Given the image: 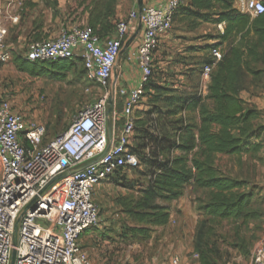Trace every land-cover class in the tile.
<instances>
[{"label": "built area", "instance_id": "2783aa9c", "mask_svg": "<svg viewBox=\"0 0 264 264\" xmlns=\"http://www.w3.org/2000/svg\"><path fill=\"white\" fill-rule=\"evenodd\" d=\"M184 2L140 4L104 37L81 22L63 27L56 37L28 44L20 58L29 63L79 57L83 76L95 86L97 97L77 111L64 132L51 138H46L45 124L27 119L8 98L0 97V264H10L12 252L13 264H94L80 243L84 231L98 222L94 189L138 162L129 147L134 112L157 51ZM232 5L250 17L264 13V0H232ZM134 19L142 25L135 52L141 76L129 88L119 83L117 59ZM5 39L0 21V66L10 61ZM210 56L218 61V48H212ZM212 69V64L202 67L201 97L207 94ZM249 264H264V237L253 248Z\"/></svg>", "mask_w": 264, "mask_h": 264}, {"label": "rangeland", "instance_id": "374dc122", "mask_svg": "<svg viewBox=\"0 0 264 264\" xmlns=\"http://www.w3.org/2000/svg\"><path fill=\"white\" fill-rule=\"evenodd\" d=\"M93 0H70L71 9L83 7L87 12L86 18L79 15L76 23H87L89 19V5ZM133 0H116L120 4V11L125 17ZM175 15L171 28L168 31L165 42H162L155 56V75L151 85L160 87L159 91L150 90L140 100L137 113H143L146 109H152L151 100L157 99L155 105L158 109H173V102L168 100L175 98H187L199 96L200 74L203 65L211 59L209 52L201 54L197 51V38L200 35L207 37L203 32L207 31L208 22H199L197 18L188 12L187 4ZM113 21V18H112ZM223 24V23H220ZM72 25V24H70ZM65 27V26H63ZM210 32L207 31V34ZM173 43L166 46V41ZM243 42L237 38L225 41V53L221 48V55L227 54L232 45H240ZM6 44L8 41L6 40ZM17 53L20 50L16 49ZM26 50V48L24 49ZM257 57L246 56L250 71L244 74L242 86L251 92L264 95V42L258 48ZM10 61L15 74L16 90L9 94L10 102L16 111L22 112L27 119H32L46 125V138L64 132L74 115L85 104L90 103L97 97L95 86L83 76L81 62H70L73 64L70 71L65 74H56L58 78H51L47 73L39 76H30L17 69L12 52ZM64 77H61L63 76ZM44 97L41 99V96ZM20 96L21 99L18 97ZM204 104L208 107L211 102L203 98ZM244 107H252L258 111V118L254 121L257 132L261 133L264 128V106L246 104ZM153 110H156L153 108ZM180 117L195 122L199 118L195 110H180ZM249 146H256V150H248L240 154H219L214 158V166L222 175L243 182L241 192L253 193L254 209L262 213L257 220L243 222L241 220H213L210 221L197 209V205L207 200V192L202 189L184 188L187 200L182 204L183 214L175 215L174 221L168 226L152 228L145 225L144 233L133 234L130 230L136 224L123 212L122 202L129 197L138 196L141 187L145 186L148 176L144 169H133L121 177H114L109 182L102 183L95 187L93 200L99 208L98 222L88 228L80 243L84 249V243L91 248L105 249V252L97 251L103 264H173L172 258L177 257V264H195L191 260V248L188 250L179 247V234L184 231L186 244L191 245L192 227L194 217L196 225L204 222V230L210 232V242L216 245L218 254L223 264H249L253 248L264 237V134H254L248 140ZM135 143V142H134ZM253 149V148H251ZM186 199V198H185ZM157 203L162 204L161 200ZM182 236V235H181ZM115 243V244H113ZM182 243V242H181ZM191 243V244H190ZM184 245V244H183ZM214 245V246H215ZM103 246V247H102ZM124 251L118 257L112 258L107 254V248ZM85 251V249H84ZM89 258L96 264L93 256ZM104 255V256H103ZM103 256V257H102Z\"/></svg>", "mask_w": 264, "mask_h": 264}, {"label": "trees", "instance_id": "16d2710c", "mask_svg": "<svg viewBox=\"0 0 264 264\" xmlns=\"http://www.w3.org/2000/svg\"><path fill=\"white\" fill-rule=\"evenodd\" d=\"M115 1L93 0L89 5L87 24L100 37L113 32ZM185 4L188 12L199 22L224 24L222 33L216 38L220 41L204 46L209 56L210 50L217 48L223 40L232 39L234 42L239 38L243 43L232 45L218 61L210 56L205 64H212L213 69L204 97L168 100V104H175L173 109L164 110L158 109L155 105L158 101L154 99L150 101L151 110L134 112V133L129 147L138 162L115 177L139 168L144 169L148 176L138 196L122 202V212L140 224L130 229L135 235L145 232L146 227L141 224L152 228L166 226L170 218V202L182 196L184 188L189 185L207 192V200L199 203L197 209L210 221L225 219L246 223L262 217V213L254 209L253 193L239 191L243 187L242 181L220 174L214 166V158L219 154L256 150V146H249L248 140L254 134H264V128L258 133L254 124L258 111L244 107L238 97L244 74L250 71L246 56L257 57V50L264 42V13L256 17L240 13L233 7L232 0H188L177 9L173 19ZM70 61L29 63L19 56L14 58L19 71L30 76L47 73L51 78L70 71L73 66ZM155 70L154 64L151 76L143 84L142 98L152 89L160 90V87L151 85ZM203 98L211 102L210 107L204 104ZM187 109L197 111V121L191 123L180 117V110ZM158 200L162 204L157 203ZM204 224L202 221L195 226L191 255L197 254L196 264H223L216 245L210 242L211 231H205Z\"/></svg>", "mask_w": 264, "mask_h": 264}, {"label": "crops", "instance_id": "0c3cea01", "mask_svg": "<svg viewBox=\"0 0 264 264\" xmlns=\"http://www.w3.org/2000/svg\"><path fill=\"white\" fill-rule=\"evenodd\" d=\"M163 2L164 0H133L132 7H130L129 11L138 9L140 4L143 3L161 5ZM185 2H188V0H185ZM120 10V4H115V15L113 17V22L115 23L118 20L127 17L128 15L126 14L125 17L122 16ZM69 11L70 0H0V21L6 29V48L10 52H12L14 56L20 57L25 51L24 49H27L30 42L34 40H43L46 38L56 37L63 26L69 27L71 26L70 24H77L76 22L77 20H79V15L84 18H86L87 15V12L83 10V7L71 9L72 16H70ZM205 24L210 25L209 27H207V31L210 33L207 34V31L203 32V34L207 35V37H202L203 35H200L197 38L199 43L196 44L197 46H200L198 52L201 54L207 53V50H204L205 45L220 41V39L216 38L219 34L222 33L224 27V24L211 22ZM141 33L142 25L139 23V21L137 19L131 20L129 22V28L123 40L122 47L117 59V70L120 75L119 83L129 88L136 86L141 76L135 58V52L141 38ZM166 36L164 37L163 42H165ZM6 40L8 41V44H6ZM225 41L226 40L221 41V43L217 47L220 53L221 48L222 50L225 48ZM171 43H173L172 40L166 41V46L170 45ZM16 49L20 50L19 53H17ZM225 51L226 50H223V53H225ZM72 60L74 62H81L80 58L77 56ZM12 71L13 67L11 63L0 66V97L8 98L9 100V94L11 93V91H13V89L16 90L17 87L15 83V78L17 77V75L14 74L12 76ZM18 97L21 99L20 96ZM238 97L243 101V104L245 105L253 104L256 106H264V95H259L257 92H251V90L243 86L238 92ZM136 108H138V106ZM195 113L198 115L197 111H195ZM195 120L198 119L195 118ZM49 137L51 138L53 136ZM187 188L192 189L194 187L192 185H189L187 186ZM185 200H187V197L186 193L183 192L182 196L170 202V218L168 224L174 221L177 211H179L180 215L183 214V211L185 209L182 204ZM168 224L166 226H168ZM166 226H163L161 228H164ZM195 226L196 219L194 217L190 242H192L193 240ZM84 234L85 233H83V235ZM184 234V231H182V233H180L178 237V242L180 241L179 247L182 248L179 249V251H183V249L189 250L190 248L192 250V244L190 243V246L187 245L186 237H184L185 239L182 238ZM83 235L81 236V239ZM84 246L85 252L93 256L96 264H103L101 257L97 255V251L105 252V249H103L102 251V249H97L95 247L91 248L86 243H84ZM106 250V255H111L112 258L118 257L119 254H124L123 250H114L112 247H108ZM191 260L196 264V261H194L192 255ZM122 264H124V261L122 262Z\"/></svg>", "mask_w": 264, "mask_h": 264}, {"label": "water", "instance_id": "95a60500", "mask_svg": "<svg viewBox=\"0 0 264 264\" xmlns=\"http://www.w3.org/2000/svg\"><path fill=\"white\" fill-rule=\"evenodd\" d=\"M140 7V6H139ZM138 7V8H139ZM14 231H16V226L14 228ZM14 263V252H12V255H11V259H10V264H13Z\"/></svg>", "mask_w": 264, "mask_h": 264}]
</instances>
